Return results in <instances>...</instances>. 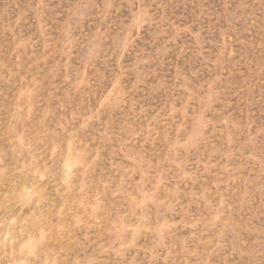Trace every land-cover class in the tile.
I'll use <instances>...</instances> for the list:
<instances>
[{"label":"rangeland","instance_id":"374dc122","mask_svg":"<svg viewBox=\"0 0 264 264\" xmlns=\"http://www.w3.org/2000/svg\"><path fill=\"white\" fill-rule=\"evenodd\" d=\"M0 264H264V0H0Z\"/></svg>","mask_w":264,"mask_h":264}]
</instances>
